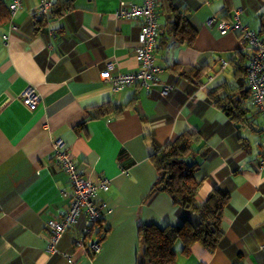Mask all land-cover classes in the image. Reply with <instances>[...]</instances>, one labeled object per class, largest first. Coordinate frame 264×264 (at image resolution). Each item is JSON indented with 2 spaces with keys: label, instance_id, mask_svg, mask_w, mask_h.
Returning <instances> with one entry per match:
<instances>
[{
  "label": "crops",
  "instance_id": "0c3cea01",
  "mask_svg": "<svg viewBox=\"0 0 264 264\" xmlns=\"http://www.w3.org/2000/svg\"><path fill=\"white\" fill-rule=\"evenodd\" d=\"M39 1L22 0L0 23V264H136L140 226L182 222L166 193L148 194L157 175L151 154L187 132L195 133L184 159L197 163V200L219 189L228 203L217 246L194 244L184 255L176 241V264H264V120L251 92L242 93L249 53L239 33L218 29L239 10L241 24L264 39V0H159V87L133 83L116 92L100 74L110 62V76L138 70L140 22L114 12L121 1L140 0H51L62 12L50 18L36 14ZM178 13L185 35L195 36L191 45L172 29ZM161 86L171 89L162 96ZM28 88L39 96L34 110L21 101ZM57 140L77 173L93 184L108 180L109 188L96 195L106 205L100 223L85 234L90 223L81 215L49 254L46 222L69 206Z\"/></svg>",
  "mask_w": 264,
  "mask_h": 264
},
{
  "label": "built area",
  "instance_id": "2783aa9c",
  "mask_svg": "<svg viewBox=\"0 0 264 264\" xmlns=\"http://www.w3.org/2000/svg\"><path fill=\"white\" fill-rule=\"evenodd\" d=\"M158 0H140V4L120 2L119 8L114 16L119 19H137L140 22L138 36L139 45L135 52V59L139 64L136 72L124 75L110 76L109 71L114 68L112 62L107 64V69L101 72L100 77L111 83L113 91H120L133 84H140L145 90L158 88L156 75L161 71L154 64L153 51L157 38L161 32L156 16V4ZM52 7L51 0H40L36 14L46 17ZM22 8V0H9L10 18ZM239 10L232 15V22L221 20L218 29L221 34L238 32L244 43L245 50L249 53V63L246 69V83L251 92V104L258 109L264 120V39L243 26L239 20ZM213 21V20H211ZM210 21V23H211ZM171 89L169 86H161V95L164 96ZM22 103L29 109L34 110L39 103V96L34 89L28 88L21 95ZM264 124V123H263ZM63 142L57 140L53 143L54 160L66 172L69 181V190H62L61 196L69 199V206L59 220L50 219L46 222L49 236L46 251L49 254L57 252L56 245L64 232L77 224L81 215H85L90 227L85 228V234L91 232L92 226L103 218L105 204L97 205L95 199L98 190L107 191L108 180H100L93 184L76 172L68 151L61 150ZM264 163V142L262 143V162ZM81 246L82 240L75 243ZM91 253L100 250V243L94 242L90 245ZM70 262V257L65 255Z\"/></svg>",
  "mask_w": 264,
  "mask_h": 264
},
{
  "label": "trees",
  "instance_id": "16d2710c",
  "mask_svg": "<svg viewBox=\"0 0 264 264\" xmlns=\"http://www.w3.org/2000/svg\"><path fill=\"white\" fill-rule=\"evenodd\" d=\"M4 6L5 4L0 2V23L10 19L9 3ZM158 7L159 0L156 4L157 20ZM49 12L50 18L51 15L61 14L62 10H55L52 5ZM171 12H177L176 8L171 7ZM174 15L172 29L179 31L181 43L186 42L187 45H191L195 36H186L185 34L188 32L186 26L185 24L181 25L183 17L179 13L175 17ZM248 92L250 90L242 92L244 98L248 96ZM228 103L225 105V111L230 113L232 108ZM101 113V111L97 112L94 118L101 116ZM237 116L241 120L243 110H240ZM194 136L195 133L187 132L151 154V161L157 175L148 195H154L157 192L166 193L174 206L180 210V214L183 212V219L179 225L166 223L163 226L156 224L140 226L138 237L141 246L136 264H176L174 251L176 241L182 243L181 253L187 255L190 247L194 244H200L206 250L212 251L222 237L220 226L224 208L228 203V196L219 189H213L204 202L197 200L201 183L196 176L197 163L189 164L184 159L187 154L193 151L192 139ZM97 223L99 224L100 221Z\"/></svg>",
  "mask_w": 264,
  "mask_h": 264
}]
</instances>
